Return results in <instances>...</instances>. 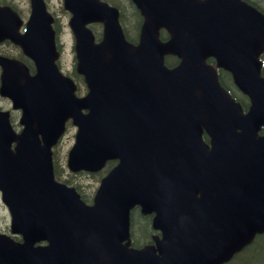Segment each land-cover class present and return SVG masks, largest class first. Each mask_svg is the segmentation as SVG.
<instances>
[{
    "label": "water",
    "instance_id": "95a60500",
    "mask_svg": "<svg viewBox=\"0 0 264 264\" xmlns=\"http://www.w3.org/2000/svg\"><path fill=\"white\" fill-rule=\"evenodd\" d=\"M135 1L146 17L138 45L125 38L116 9L99 0H65L74 13L78 70L90 87L86 96L53 88V81L62 80L57 75L56 83V72L47 66L26 76L21 90L3 88L23 108L24 127L17 133L0 122V189L13 231L25 241L8 242L5 236L0 264H41L39 257L51 250L35 247V241L66 245L71 238L74 246H107L81 251L86 259L100 253L121 264L128 253L138 264H222L264 231V134L258 131L264 123L258 59L264 14L242 0ZM33 7L19 38L16 11L0 6V38H24L41 47L45 39L32 33L42 30L52 40L49 26H36L43 1L34 0ZM93 20L105 23L100 42L86 27ZM163 25L171 32L167 41L159 38ZM166 53L179 55L180 63L166 66ZM32 55L40 69L42 58ZM210 55L235 72L251 97L248 112L220 84L217 68L206 62ZM51 94L54 106L48 109ZM70 116L78 125L68 159L73 170H98L107 159H120L102 179L94 204L54 178L51 146ZM137 203L144 212H156L161 255L153 245L115 247L128 245L121 241L129 237L130 209ZM151 252L153 262L143 259Z\"/></svg>",
    "mask_w": 264,
    "mask_h": 264
},
{
    "label": "rangeland",
    "instance_id": "374dc122",
    "mask_svg": "<svg viewBox=\"0 0 264 264\" xmlns=\"http://www.w3.org/2000/svg\"><path fill=\"white\" fill-rule=\"evenodd\" d=\"M12 3H14L17 7H19L23 13H29V0H9ZM257 2L262 8H264V0H253ZM49 7L55 12V14L58 16L59 21L61 22V25L65 28L64 30V37L67 38V43H65L66 47V59L63 62V65L65 68H69V70H72L75 66L76 60H75V54L74 50L71 49V42L74 43L73 35L71 33V30L67 24L68 15L65 13L63 8L62 0H48ZM27 13V15H28ZM130 28H133V24L129 22ZM130 33L134 29H129ZM5 49V46L3 47ZM8 106V105H7ZM15 117H17V114H15ZM74 135H75V127L70 126L62 138V140L59 142L57 147L55 148V154L57 157H60V159L57 158V164L59 166V171L62 174V177L67 179L74 184L79 185L83 189H85L88 193H93L98 185V179L99 177H92L87 173H77L72 174L69 172L67 165H66V156L68 153L69 148L71 147L73 141H74ZM136 220V216H135ZM10 225V214L6 207V205L3 203L1 198V192H0V228L5 227L8 229ZM139 227V226H138ZM138 232V237L141 236V231L139 228H136ZM256 261H258L259 264H264V245L261 246L260 254L257 256Z\"/></svg>",
    "mask_w": 264,
    "mask_h": 264
},
{
    "label": "flooded vegetation",
    "instance_id": "af4514ba",
    "mask_svg": "<svg viewBox=\"0 0 264 264\" xmlns=\"http://www.w3.org/2000/svg\"><path fill=\"white\" fill-rule=\"evenodd\" d=\"M104 1L108 2L111 5L117 6L119 8L120 21L125 29L126 28L132 29L130 28L131 26L129 25V22L133 24V27H137V28L141 27L142 21H143L142 13L134 0H104ZM51 12L54 15V21L52 25L56 32L58 48L61 50V57L59 59V62L62 67L63 66V63H62L63 56H64V53L66 52L65 43H67V38L66 36L64 37L65 28L61 25V22L59 21L58 16L55 14V12L52 9H51ZM66 14L68 15V19H69L70 13L68 12ZM68 19H67V22H68ZM132 40L136 41L137 38L132 39ZM70 42H71V49L73 50V42L72 41ZM4 46H5V49L3 48ZM0 56H5V64L9 61L10 58H16L18 60H21L26 65H28V67H30L31 64L33 65L32 60L28 58L19 47L15 46L14 44H12L11 42L7 40H5L4 42H0ZM4 67H5L4 63L0 62V85H1V77L3 75ZM31 71H34V70L31 69ZM10 104H11L10 100L7 97L2 96L0 92V110L4 111L8 109L11 111ZM19 112L20 111L18 110L16 111V113H19ZM11 120H12L13 126L16 129H18L20 127L19 123H16V121L12 119V117H11ZM6 230L7 229L5 227H2L0 228V233H5Z\"/></svg>",
    "mask_w": 264,
    "mask_h": 264
},
{
    "label": "trees",
    "instance_id": "16d2710c",
    "mask_svg": "<svg viewBox=\"0 0 264 264\" xmlns=\"http://www.w3.org/2000/svg\"><path fill=\"white\" fill-rule=\"evenodd\" d=\"M171 61H173V60H171ZM223 82L226 85L224 80H223ZM112 163L113 162L110 161L108 163L107 167L105 168V170L108 167H110L112 165ZM103 171H102V173H103ZM102 173H101V171H98V172H94V173H89V175H91L92 177H99L100 174H102ZM66 181H69V180L67 179ZM79 188H80V186H79ZM89 198L91 199L90 195L87 196V199H89ZM135 216H136V220H135ZM135 223H136L135 229L139 228L141 231V236H139L138 239L141 241H148L150 239L151 233L153 231L152 227H151L150 216L149 215H143V214H140L137 212L136 215H134L132 217L133 227H134ZM262 245H264V234L259 235L258 238L252 244L247 246L243 251L239 252L235 256V258H233L231 261H229L226 264H259L258 261H256V258L260 254V249H261Z\"/></svg>",
    "mask_w": 264,
    "mask_h": 264
}]
</instances>
